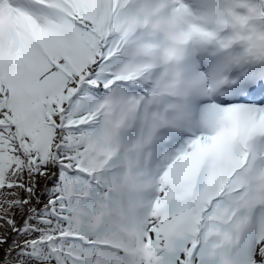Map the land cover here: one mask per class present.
<instances>
[{"label":"snow or ice","instance_id":"6c2138e0","mask_svg":"<svg viewBox=\"0 0 264 264\" xmlns=\"http://www.w3.org/2000/svg\"><path fill=\"white\" fill-rule=\"evenodd\" d=\"M0 250L264 264V0H0Z\"/></svg>","mask_w":264,"mask_h":264},{"label":"trees","instance_id":"16d2710c","mask_svg":"<svg viewBox=\"0 0 264 264\" xmlns=\"http://www.w3.org/2000/svg\"><path fill=\"white\" fill-rule=\"evenodd\" d=\"M3 255V252H2V250H0V256H2Z\"/></svg>","mask_w":264,"mask_h":264},{"label":"rangeland","instance_id":"374dc122","mask_svg":"<svg viewBox=\"0 0 264 264\" xmlns=\"http://www.w3.org/2000/svg\"><path fill=\"white\" fill-rule=\"evenodd\" d=\"M43 185V184H42Z\"/></svg>","mask_w":264,"mask_h":264}]
</instances>
